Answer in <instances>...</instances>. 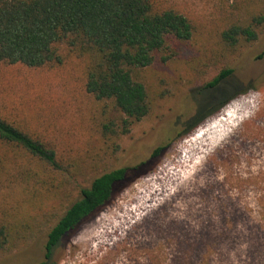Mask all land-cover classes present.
Wrapping results in <instances>:
<instances>
[{"label":"rangeland","instance_id":"rangeland-1","mask_svg":"<svg viewBox=\"0 0 264 264\" xmlns=\"http://www.w3.org/2000/svg\"><path fill=\"white\" fill-rule=\"evenodd\" d=\"M155 1L185 12L194 37L177 44L174 61L140 71L153 109L119 139V157L106 159L107 171L129 168L127 178L63 237L49 264H264V32L223 53L218 35L232 1ZM60 51L62 62L41 68L0 63V112L40 134L66 164L90 170L106 149L101 123L115 112L86 91V59L66 45ZM228 64L231 78L203 88ZM199 104L211 109L193 122ZM11 181L0 183V201L27 200ZM70 195L49 202L65 210L78 191ZM47 240L45 232L0 254V264L47 261Z\"/></svg>","mask_w":264,"mask_h":264},{"label":"trees","instance_id":"trees-1","mask_svg":"<svg viewBox=\"0 0 264 264\" xmlns=\"http://www.w3.org/2000/svg\"><path fill=\"white\" fill-rule=\"evenodd\" d=\"M230 1L218 35L223 53L253 44L264 32V0ZM194 34V21L185 12L155 0H0V63L31 68L60 63L66 45L86 59V91L105 113L115 112L101 123L106 149L90 170L77 161L66 164L40 134L0 112V183L15 178L27 198L0 201V254L47 232V261L41 263L47 264L63 237L112 198L129 168L107 171L106 159L119 157V139L153 109L140 71L157 60L174 61L177 44L191 42ZM233 73L228 64L203 88L214 89ZM99 170L104 171L89 185H80V177ZM73 190L78 195L65 210L49 202L69 198Z\"/></svg>","mask_w":264,"mask_h":264},{"label":"flooded vegetation","instance_id":"flooded-vegetation-1","mask_svg":"<svg viewBox=\"0 0 264 264\" xmlns=\"http://www.w3.org/2000/svg\"><path fill=\"white\" fill-rule=\"evenodd\" d=\"M228 96H229V93H227V94H223V95H221L220 97H217V98L214 100L213 103H216V106H217L219 103H221L223 100H225ZM205 107H206V106H205ZM205 107H204L201 111H199V112L197 113V115L194 117V119H192L193 122H196L195 119H199V118H202V117L207 116V114L210 112L209 109H211V108H210V106H209L208 109L205 108ZM47 264H49V260H48Z\"/></svg>","mask_w":264,"mask_h":264},{"label":"bare ground","instance_id":"bare-ground-1","mask_svg":"<svg viewBox=\"0 0 264 264\" xmlns=\"http://www.w3.org/2000/svg\"><path fill=\"white\" fill-rule=\"evenodd\" d=\"M192 140H193V139H192ZM192 140H191V141H192ZM194 140H195V139H194ZM193 144H194V143H193ZM195 144H196V143H195ZM191 145H192V144H191ZM193 151H194V150H193ZM102 232H103V231H102ZM96 235H97V234H96Z\"/></svg>","mask_w":264,"mask_h":264}]
</instances>
